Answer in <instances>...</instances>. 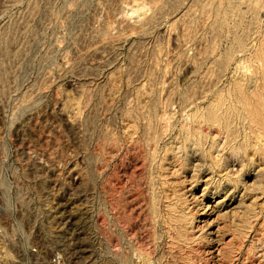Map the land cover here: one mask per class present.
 <instances>
[{
	"label": "rangeland",
	"instance_id": "1",
	"mask_svg": "<svg viewBox=\"0 0 264 264\" xmlns=\"http://www.w3.org/2000/svg\"><path fill=\"white\" fill-rule=\"evenodd\" d=\"M227 121L264 170V0H0V263L264 264L257 177L246 229L178 157Z\"/></svg>",
	"mask_w": 264,
	"mask_h": 264
},
{
	"label": "bare ground",
	"instance_id": "2",
	"mask_svg": "<svg viewBox=\"0 0 264 264\" xmlns=\"http://www.w3.org/2000/svg\"><path fill=\"white\" fill-rule=\"evenodd\" d=\"M145 8L146 6H138L133 9L132 13H139L144 11ZM239 90L240 93H244L240 86ZM208 114L211 120H218L220 118L219 113L215 110L208 111ZM219 126H223L227 132V140L222 144L210 141L207 136L199 135L198 133L195 134L189 129H183L182 141L178 147V157L181 159L184 167L189 166L192 168V182H196L202 175H208L210 183H217L214 186V193L217 197L224 195L225 199L229 198L232 200L231 205L236 204L232 208L235 210L232 213L234 221L241 222L242 226L246 227V229H253L256 224L255 220L258 216L256 210L244 204L243 199L245 195L242 194L240 199H237V197L242 187V190H245V192L255 190V187L252 189L245 182L244 176L247 173L246 171H251L252 174L250 175L257 177L259 188H261L264 186V170L257 169L255 163L249 165L253 162L247 154L249 145L246 144L242 147V145L236 143L237 138L235 136L232 135L234 138H231L233 125H229L227 121V125ZM256 126L259 129H264V125ZM39 167L42 169L41 173L46 175V162H41ZM222 169L228 172V174L223 177L221 176ZM57 204L59 206L58 210H60L62 205L59 202ZM238 211L241 212V216L237 214ZM59 224L61 226L62 220ZM60 232H63L62 228ZM256 242L260 246L264 245V238L262 235L258 234Z\"/></svg>",
	"mask_w": 264,
	"mask_h": 264
},
{
	"label": "built area",
	"instance_id": "3",
	"mask_svg": "<svg viewBox=\"0 0 264 264\" xmlns=\"http://www.w3.org/2000/svg\"><path fill=\"white\" fill-rule=\"evenodd\" d=\"M35 199H32V198H30V199H28L27 200V203L29 204V205H31V203L34 201ZM40 198H38V201L39 202H43V204H44V206H43V204L41 203V205L39 206V208H41V207H43V209L41 210V211H38L37 212V215L39 216V214H40V216L38 217H36V219L38 220V219H40V220H42V221H44V214H45V207H46V205H45V199H43V200H41ZM38 208V209H39ZM28 207H26V209H21V211L20 212H22V214H26V212L28 211ZM27 213H30V212H27ZM1 264V263H0ZM53 264H59V263H57V260L56 259H53Z\"/></svg>",
	"mask_w": 264,
	"mask_h": 264
}]
</instances>
